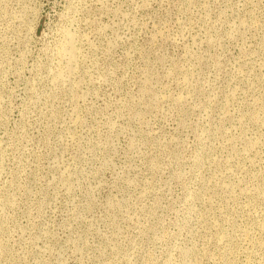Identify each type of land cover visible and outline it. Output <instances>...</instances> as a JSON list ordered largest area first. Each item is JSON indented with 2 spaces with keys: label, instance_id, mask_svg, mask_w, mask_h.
I'll use <instances>...</instances> for the list:
<instances>
[{
  "label": "rangeland",
  "instance_id": "obj_1",
  "mask_svg": "<svg viewBox=\"0 0 264 264\" xmlns=\"http://www.w3.org/2000/svg\"><path fill=\"white\" fill-rule=\"evenodd\" d=\"M0 264H264V0H0Z\"/></svg>",
  "mask_w": 264,
  "mask_h": 264
},
{
  "label": "bare ground",
  "instance_id": "obj_2",
  "mask_svg": "<svg viewBox=\"0 0 264 264\" xmlns=\"http://www.w3.org/2000/svg\"><path fill=\"white\" fill-rule=\"evenodd\" d=\"M69 37V36H68ZM66 38V37H65ZM72 40V39H71ZM66 41V40H65ZM73 42V41H72ZM68 43V42H67ZM73 45V44H72ZM74 46V45H73ZM66 48V47H65ZM64 49V48H63ZM70 50V49H69ZM70 52H72V51H70ZM68 52H66V54H67ZM74 56H75V54H74ZM70 57V56H69ZM72 60V59H71ZM60 74V73H59Z\"/></svg>",
  "mask_w": 264,
  "mask_h": 264
}]
</instances>
